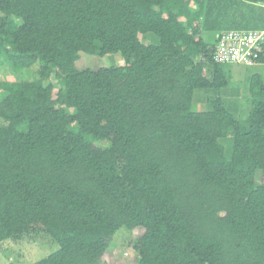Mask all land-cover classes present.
Returning <instances> with one entry per match:
<instances>
[{
    "label": "trees",
    "instance_id": "obj_1",
    "mask_svg": "<svg viewBox=\"0 0 264 264\" xmlns=\"http://www.w3.org/2000/svg\"><path fill=\"white\" fill-rule=\"evenodd\" d=\"M261 28L264 0H0V243L39 223L58 248L32 264H102L142 227L137 264H264V78L240 111L213 60Z\"/></svg>",
    "mask_w": 264,
    "mask_h": 264
},
{
    "label": "rangeland",
    "instance_id": "obj_2",
    "mask_svg": "<svg viewBox=\"0 0 264 264\" xmlns=\"http://www.w3.org/2000/svg\"><path fill=\"white\" fill-rule=\"evenodd\" d=\"M148 35L155 38L151 33ZM150 36H142V39L145 42H150L153 40ZM80 55V58L76 61V66L79 69L123 65L125 63L119 53L97 56L82 52ZM224 68L230 73L231 78L230 88L226 90V98H229L232 102L236 101L240 111L249 110L247 84L254 73H259L264 78V64H227ZM0 71L1 73L4 72L0 78L4 76L8 79L14 78V74L10 72L9 67L0 66ZM232 88L240 89L238 92H234ZM207 94L210 93L205 91L196 93L195 107L197 110H206L209 107L210 104L206 100ZM197 99H199V102ZM96 145L101 144L97 143ZM257 182L264 185L262 174L257 175ZM144 231L142 227L134 228L132 231L120 230L112 238L111 245L100 262L102 264H137L138 252L134 249L133 244L143 235ZM57 248L58 244L45 232L44 227L39 223H35L22 237L8 239L0 243V262L1 264H32L48 256Z\"/></svg>",
    "mask_w": 264,
    "mask_h": 264
},
{
    "label": "built area",
    "instance_id": "obj_3",
    "mask_svg": "<svg viewBox=\"0 0 264 264\" xmlns=\"http://www.w3.org/2000/svg\"><path fill=\"white\" fill-rule=\"evenodd\" d=\"M213 60L222 64L252 65L264 55V28L218 32Z\"/></svg>",
    "mask_w": 264,
    "mask_h": 264
}]
</instances>
